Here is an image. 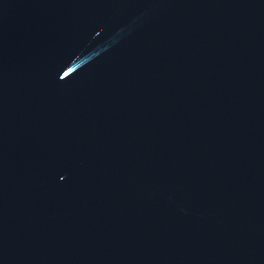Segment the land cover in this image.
I'll return each instance as SVG.
<instances>
[{"label": "water", "instance_id": "water-1", "mask_svg": "<svg viewBox=\"0 0 264 264\" xmlns=\"http://www.w3.org/2000/svg\"><path fill=\"white\" fill-rule=\"evenodd\" d=\"M0 264H264V0H0Z\"/></svg>", "mask_w": 264, "mask_h": 264}]
</instances>
